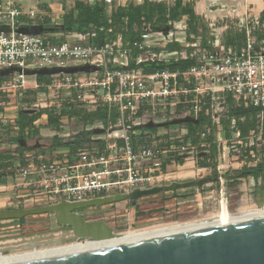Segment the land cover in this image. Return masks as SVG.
Here are the masks:
<instances>
[{"label": "rangeland", "instance_id": "obj_1", "mask_svg": "<svg viewBox=\"0 0 264 264\" xmlns=\"http://www.w3.org/2000/svg\"><path fill=\"white\" fill-rule=\"evenodd\" d=\"M15 1L21 3V0ZM32 1H35L34 5L37 6L34 8L37 13L34 20L39 24L63 22L65 26L66 21L71 23L79 17L83 20L90 17L98 20L97 28L91 26L83 31L77 28L68 29L70 33L76 35V39L70 41H90L98 49L113 45L129 48L135 42L142 41L146 33H150L154 38V45L146 51H133L132 54L131 66L139 62L153 64L142 65L143 68L155 67L169 56L194 60L203 50H214L219 45L231 47L236 44V40L239 42L243 40L240 29L243 20L248 16L255 19L264 16V0H149L147 3L145 0ZM51 4L58 7L59 17L52 16ZM132 6H143V12L134 15L133 26L130 19L128 21V18L119 15L122 12L127 13ZM87 7L94 8L93 14L87 11ZM184 8L192 9L200 21H192L184 14ZM59 26L55 29L63 28ZM32 80L28 78V81ZM7 99L15 98L12 95ZM47 102L48 110L52 109L49 118L56 121L54 123L62 120V115H67L69 120L64 126L71 128L75 134L73 136L83 135V139H75L77 144L71 148L73 156L83 150L99 148L98 141L93 144L86 143L85 137L88 136L84 135L87 134L86 131L84 133L86 130L84 126L90 125V128L101 126L105 118L103 109L91 113L81 102L76 107L69 106L68 114H64L61 101ZM239 109L241 110L237 111ZM190 119L194 121H187ZM141 121L148 124L156 122L161 125L150 130L147 136H143V141L161 144V160H163L162 166L152 170L149 166H141V174L147 179H153L141 186L143 190L170 187L173 183L211 180L202 182L200 189L197 185L181 186L145 194L134 202L126 200L86 209L84 210L86 221H106L113 229L114 236H117L153 231L167 226H188L195 222L201 223L217 218L224 200L228 202L232 216H236L241 207L246 209L264 207V112L251 111L226 95H216L204 98L197 114L189 115L185 107L177 106L170 107L157 116L147 114L141 118ZM171 121L175 124L165 125ZM93 130L97 129L94 127ZM95 134L96 137H105L107 132ZM9 158L13 157L8 151L0 154L1 161ZM3 172L13 175L3 178L1 177ZM15 174V167L0 168V210L24 209V201L27 198L19 199L23 194L13 189L21 182V180L17 181ZM181 174L188 176L181 177ZM9 200H13L17 207H9ZM256 210L261 209L252 211ZM246 212L250 211L244 213ZM148 218H159L158 221L155 220L156 223L160 222L156 225L162 226L151 225L155 227L141 229L144 226L138 224L139 219ZM0 222H2L0 230L6 232L4 234L17 236L15 247L11 248L12 255L33 253V248L20 250L26 245L74 237L73 232L69 230L44 232L61 228L51 216L46 217L45 214L29 215L21 220H0ZM23 236L26 240L19 241L18 239L20 237L23 239ZM77 241L69 240L35 247V251L61 248ZM82 242L84 240H80L79 243Z\"/></svg>", "mask_w": 264, "mask_h": 264}, {"label": "built area", "instance_id": "obj_2", "mask_svg": "<svg viewBox=\"0 0 264 264\" xmlns=\"http://www.w3.org/2000/svg\"><path fill=\"white\" fill-rule=\"evenodd\" d=\"M22 15L14 0H0V28L8 30L0 32V72L14 70L0 82L1 92L27 91L31 77L24 71L37 66L65 68L70 61L89 62L96 57L123 61L122 67H106L100 75L50 76L49 89L76 92L89 110L96 111L105 105L110 111L117 109L119 119L115 127H104L107 134L99 148L83 150L63 160L30 155L24 164H19L15 178L21 182L14 189L23 192L19 199L27 198L24 208L105 199L128 194L152 181L141 174V166L152 170L162 166L163 160L161 144L140 142L152 130L141 121L147 114L157 116L177 106L185 107L189 115L197 114L201 101L216 95H230L247 108L264 112V37L259 38V34H264V20L261 18L248 16L243 20L240 28L245 43L238 49L219 45L214 50H203L195 63L184 69L164 67L146 71L142 62L132 67L130 60L133 51L143 52L154 45L150 33L129 48L113 45L98 49L90 41L55 42L42 34L18 32ZM28 15L35 18L36 12L31 10ZM180 60L183 59L177 56L165 57L157 66Z\"/></svg>", "mask_w": 264, "mask_h": 264}, {"label": "water", "instance_id": "obj_3", "mask_svg": "<svg viewBox=\"0 0 264 264\" xmlns=\"http://www.w3.org/2000/svg\"><path fill=\"white\" fill-rule=\"evenodd\" d=\"M3 31L8 30L0 28V32ZM17 31L25 34H42L41 30L34 28ZM81 69L87 70V67ZM77 71L68 67H47L25 70L24 74L37 77L75 74ZM13 73L14 70L1 71L0 77H9ZM173 124L175 122L171 121L165 125ZM159 126L161 125L150 123L147 127L155 129ZM102 132L106 130L103 129ZM209 180L211 179L173 183L170 187L153 188L149 191L138 188L128 194L87 202H61L49 206L0 212V220H21L29 215H53L56 224L61 228L44 232L69 230L73 232L76 240H86L83 244L44 252H36L35 247L67 242L73 238L26 245L20 250L33 248L34 252L2 259L0 264H264V211L136 239L113 237V229L106 221L88 222L84 219L86 209L126 200L134 202L145 194L181 186L197 185L200 189L201 183Z\"/></svg>", "mask_w": 264, "mask_h": 264}, {"label": "crops", "instance_id": "obj_4", "mask_svg": "<svg viewBox=\"0 0 264 264\" xmlns=\"http://www.w3.org/2000/svg\"><path fill=\"white\" fill-rule=\"evenodd\" d=\"M14 2L23 11V15L20 18L18 29H39L42 31V35L55 42L68 41L75 43L70 40L76 39V35L74 33H70L67 28L65 29L63 22L62 24H39L38 21L34 20L37 15L35 18H31L28 15L31 10H34V8L37 7L34 5L35 1L33 2L32 0H21V3H18L14 0ZM50 7H52L51 9H53V12L51 13L52 16L59 17L60 13L58 7L53 6L52 4L50 5ZM34 11L36 12V10ZM58 26H63V28L55 29V27ZM147 63L148 62L143 63L141 64V66ZM122 65L123 61L120 60L104 61L102 57H96L89 62L70 61L67 67L69 69L78 70L75 75L79 77H88L100 75L106 67H122ZM86 67L87 70L81 69ZM37 68L39 67L37 66ZM31 78L33 80L29 81V89L27 91L10 93L0 91V154L3 151H8L13 157L12 161L15 168L19 164H23L22 162H25V159L30 155H37L38 157L45 158L47 160H63L66 157L71 156V148L73 147V145L77 144V141L75 142V139H83V135L76 134V136H73L75 134L72 132L71 128L64 126V123L69 120V117L67 115L63 116L62 120H60V123L62 125H60L59 129H55L49 125L48 111L50 109L48 110L49 103L47 101L58 100L62 102V106L76 107L78 104L81 103V100L77 93L66 90H62L61 92H55L49 89L48 85L51 81V77L49 75ZM0 79L1 82L5 79V77ZM35 83H37L38 85L37 88L35 87ZM12 95L15 99H7V97H12ZM85 108L87 109V107ZM89 111L95 112L93 110ZM24 115H28L29 117L38 116V119L34 120L31 126H27L25 129H23L20 126V120L21 117ZM84 127L86 128V130H84V133L85 131L87 132V134L84 135L88 136H84L87 141L86 143L93 144V142L98 141L99 145L102 144L104 137H96L95 133H97V135H99V132L102 133L104 129L103 123L101 124V126H92L90 128V125H88ZM94 127L97 130H93ZM47 150H49L51 153ZM55 155H57L58 157H56ZM180 176L185 177L188 175L181 174ZM9 202V207H17L13 200H9ZM2 211L3 210H0V212ZM45 216H51L52 220L55 221V217L53 215L47 216V214H45ZM0 231L2 232H0L2 234H0V238L5 237L7 239L4 242L5 245L14 246L15 242L17 241V236L11 234H4L6 232H4L3 230ZM27 236L29 235L27 234ZM18 240H22L21 237Z\"/></svg>", "mask_w": 264, "mask_h": 264}, {"label": "trees", "instance_id": "obj_5", "mask_svg": "<svg viewBox=\"0 0 264 264\" xmlns=\"http://www.w3.org/2000/svg\"><path fill=\"white\" fill-rule=\"evenodd\" d=\"M149 0H145V3H147ZM88 12L92 13L94 12V8L93 7H87L86 8ZM128 12H122L120 15V17H124V18H128V21L130 19V21L132 22L131 23V26L134 25L135 23V19H134V15L135 14H141L143 12V6H132L131 9L127 10ZM132 11V12H131ZM184 14L185 15H188L189 18L192 20V21H195V22H198L200 21V18L199 17H196V14L194 13V11L192 9H189V8H184ZM132 13H133V16H132ZM93 16V15H91ZM262 20H264V16L263 17H260ZM91 26L93 27H98V20L94 19V18H87L85 20H83L81 17H79L77 20H75L74 22H68L67 21L65 22V28L67 29H79L81 31L83 30H86V29H89ZM241 29V28H240ZM241 36L243 38L242 42H239L238 40H236V44L234 45H231V47L233 48H240L244 45L245 43V34H244V31L241 29ZM264 37V34H259V38L262 39ZM91 44H93L92 42H90ZM94 45V44H93ZM230 47V46H229ZM195 63V59L194 60H180L178 62H173L172 64H169V65H160V66H155V67H149V68H146V71H153L155 69H159V68H164V67H168L172 70H177V69H184L188 66H191ZM131 65V64H130ZM134 66V65H133ZM132 66V67H133ZM1 80V79H0ZM228 98H231L233 99L230 95H226ZM63 110L65 111L64 114H68L67 113V109H68V106H63ZM99 109H103L104 112H105V118L104 120L102 121L103 123V126L105 128H108V127H115L117 122H118V119H119V113L117 111V109H113L112 111L109 110V107L108 106H101L99 107L95 112H97ZM249 110L253 111L251 108H248ZM241 109L237 110V111H240ZM52 112V109L48 111V114L50 116V113ZM95 112H91V113H95ZM92 116H95L96 114H91ZM62 116H66V115H62ZM38 119V116H35V117H29L28 115H24L21 117V120H20V126L25 129L27 126H31L33 121ZM56 121H52L50 118H49V125L55 129H59L60 125V120L58 123H54ZM144 138L140 139V142L141 143H144L143 141ZM134 141H135V138H134ZM103 144V143H102ZM70 155L71 152H70ZM12 158H9V159H4L1 161L0 159V168H12L14 167V164H13V161L11 162ZM23 164L25 162H22ZM13 175V174H12ZM9 172H3V174L1 175V177H7V176H12Z\"/></svg>", "mask_w": 264, "mask_h": 264}, {"label": "bare ground", "instance_id": "obj_6", "mask_svg": "<svg viewBox=\"0 0 264 264\" xmlns=\"http://www.w3.org/2000/svg\"><path fill=\"white\" fill-rule=\"evenodd\" d=\"M230 217H234V216H232L230 214L227 202L224 200L223 203H222V209H221V211H220V213L218 215V218L216 220H207V221L201 222V223L200 222H195V223L189 224L188 226H180V227H177V226H169L168 227L167 226V228L166 227H161V228H156L153 231H143V232H139V233L126 234V235H123V237L125 239H136V238L150 236V235H155V234H159V233H165V232H168V231L179 230V229H183V228H187V227H191V226L204 225V224L220 221V220H223V219H227V218H230ZM112 236L113 237H118V236H114V235H112ZM76 245H79V243L76 244ZM70 246H75V245H70ZM70 246H64V247H61V248H66V247H70ZM61 248L49 249V250L45 249L43 251H40V250L38 251L37 250L36 252L51 251V250H57V249H61ZM27 254H29V253H27ZM21 255H25V254H20V255H15V256H11V257H5V258H1L0 257V260L13 258V257L21 256Z\"/></svg>", "mask_w": 264, "mask_h": 264}, {"label": "flooded vegetation", "instance_id": "obj_7", "mask_svg": "<svg viewBox=\"0 0 264 264\" xmlns=\"http://www.w3.org/2000/svg\"><path fill=\"white\" fill-rule=\"evenodd\" d=\"M227 204H228V202H227ZM264 208V207H263ZM263 208H253V209H246V208H244V207H241V208H239L238 209V213L236 214V216L237 215H240V214H251V213H260V212H262V211H264V209ZM255 209H261V210H256V211H252V210H255ZM245 211H250V212H246V213H244ZM3 212V211H2ZM217 218H218V216H217ZM217 218H213V219H209V220H216ZM155 220H159V218H148V219H146V220H141V219H139V221H138V224L140 225V226H144V227H142L141 229H144V228H150V227H155V226H162V225H156V224H159L160 222H158V223H156L155 222ZM171 224H173V223H171ZM151 225H155V226H151ZM164 225H168V224H164ZM24 236H25V234H24ZM24 236H23V239L22 240H25L24 239ZM116 236V235H115ZM117 236H123V235H117ZM73 238V240H76L77 238L74 236V237H72ZM7 239L5 238V237H2V238H0V257L1 258H5V257H11V256H15V255H12V250H11V248L13 249V247H15V246H8V245H5V241H6ZM21 240V241H22ZM80 240H84V242H82V243H79L80 242ZM78 239V241L76 242V243H74V244H69V245H66V246H70V245H76V244H83V243H85L86 242V240L85 239ZM22 244V243H21ZM64 247V246H63ZM7 255H10V256H7ZM20 255V254H19Z\"/></svg>", "mask_w": 264, "mask_h": 264}]
</instances>
